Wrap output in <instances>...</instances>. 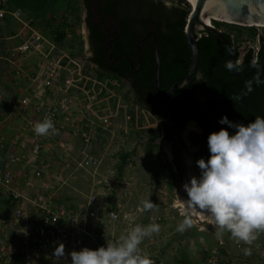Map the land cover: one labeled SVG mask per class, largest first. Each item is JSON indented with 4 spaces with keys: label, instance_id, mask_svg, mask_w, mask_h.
<instances>
[{
    "label": "built area",
    "instance_id": "obj_1",
    "mask_svg": "<svg viewBox=\"0 0 264 264\" xmlns=\"http://www.w3.org/2000/svg\"><path fill=\"white\" fill-rule=\"evenodd\" d=\"M6 5L7 0H0V20L7 14L20 18L18 9L8 10ZM45 45H50L49 49H45ZM53 48L40 32L32 29L29 36L13 49L9 59L14 65V84L24 87V94L16 105V111L23 118L22 131L16 132L11 142L14 146L28 147L20 154L7 152L0 160V202L5 207L0 212V264H70L68 254L71 251L106 246L118 241L135 226L129 221L127 203L116 193L112 194L111 188L108 192L111 197L106 196V199L100 198L98 193L81 192L78 196H65L59 203L53 202V198H59V192L68 186L74 173L67 178L62 176L66 162L74 161V170H88L99 164L85 148L81 149L78 160L72 159L74 143H69L71 140L65 142V138L69 135L87 147L98 131L108 130L112 117L117 114L111 108L99 109L97 106L93 109L99 93L108 92L102 79L85 76L79 61L53 54ZM34 51L39 52L41 58L37 69L26 73L15 63V57ZM80 92L85 95L86 104H80L78 109L74 96ZM94 113L99 114L98 122L93 120ZM49 117L57 130L53 140L49 138L51 134L38 136L33 130L37 122ZM57 148L62 150L54 154ZM43 151H51L54 158L49 163L40 161L41 165L37 166ZM28 163L32 167L20 182L17 181L15 169ZM53 165L61 168L59 173L50 171ZM48 175L54 182L48 179L44 184L42 179ZM123 195H126L125 191ZM150 219L158 222L162 217ZM154 238V235L147 238L141 251L156 264L152 254ZM257 239L255 248L264 261V232L259 233ZM60 244L64 246L65 257L57 261L54 251ZM204 264L233 263L222 259L219 247L214 246Z\"/></svg>",
    "mask_w": 264,
    "mask_h": 264
},
{
    "label": "trees",
    "instance_id": "obj_2",
    "mask_svg": "<svg viewBox=\"0 0 264 264\" xmlns=\"http://www.w3.org/2000/svg\"><path fill=\"white\" fill-rule=\"evenodd\" d=\"M6 6L8 10L19 9L23 15L26 14L25 18L44 20L50 28L49 32L45 33L54 41H62L67 33L66 28L73 26L69 25L66 19L55 25L51 19H45L46 14L66 12L72 16L75 24H79L81 10H84L92 52L88 62L94 65L96 78L110 77L121 84L125 77L129 78L133 103L162 122L167 140L174 144L175 154L185 148L180 133L186 121L192 120L200 126L202 132L191 133V139L194 144L200 145L202 156L205 154L208 158V135L222 127L227 128V125L218 123L221 116L226 115L230 121L242 124L250 123L258 116L264 117V33L258 35L256 52L247 49L242 53L237 42L243 31L247 35L246 38L253 41L257 36V28L254 26L212 21L217 29L225 26L237 31L236 39L222 31L231 44L232 69L228 66L229 54L226 45L213 33L203 31L196 40L198 61L193 79L166 99L158 94L154 87L152 37H147L139 44L141 57L136 73L131 70L128 59L135 69V44L143 35L153 32L160 60L158 76L161 89L167 91L176 80L187 74L191 50L186 42L184 28L190 6L184 0H7ZM109 16L117 23L118 35L116 32L108 34L102 28ZM110 46L113 50L109 63ZM72 55L77 57L74 51ZM116 58L118 59L115 60ZM247 65L251 66L243 73H238ZM254 65L263 68L261 77ZM247 85L249 88L245 90L242 101L241 92ZM227 130L230 133L234 131L230 128ZM172 133L174 137H178L177 141L170 136ZM158 137L157 134L146 140L149 149L161 148L155 142ZM117 156L121 161L118 170L121 171L130 158V152L121 151ZM175 156L173 164L177 172H170L167 183L169 188L174 186L176 178L183 170L181 157ZM171 165L167 161L164 166L172 167ZM160 167L159 162H154L152 166V175L158 179L162 177Z\"/></svg>",
    "mask_w": 264,
    "mask_h": 264
},
{
    "label": "rangeland",
    "instance_id": "obj_3",
    "mask_svg": "<svg viewBox=\"0 0 264 264\" xmlns=\"http://www.w3.org/2000/svg\"><path fill=\"white\" fill-rule=\"evenodd\" d=\"M84 12V10H81V21L79 24H75L72 16L70 14L68 15L66 12L58 14L48 12L46 14L45 19H51L56 23L55 25H59V23L66 19V22L73 26L71 27L72 29L69 27L66 28L67 33L62 41L51 40L46 35L45 31L48 33L50 28L45 24L44 20H37L33 17L25 18L24 16L26 14L23 15L22 11H20V18L28 21L27 23L32 29L40 32L47 41L53 45V54L64 55V59L71 58L79 61L82 65L81 73L85 74V76L95 78L96 73L93 70V66H90V68L88 62L89 53L86 39L87 31L83 20ZM256 28L257 36L253 41L246 38L247 35L245 31H243L242 35L239 37L237 42L240 45L242 53L247 49H252L253 52L257 51L259 41L258 35L263 34V28ZM220 29L221 31L229 33L233 39H236V29H230L225 26H221ZM49 47L50 45H45L44 48L49 49ZM73 51L76 53L77 57L72 55ZM77 58H80V60ZM102 81L108 92L106 94L103 93V91L99 93L97 100L95 101V107H92L95 110L97 106L100 107L99 109H103L104 107L105 109L111 108V110H113L114 113L117 112V114L114 118L112 117L108 130L98 131L96 137L87 147H84L80 140L77 141V145L81 146V149L85 148L89 154L99 160L97 167L91 168V170H81V182L83 186L89 187L91 183H96V192H103L104 196H106L109 188H111L112 194L116 193L118 198H122V200L127 203L126 212L128 213L129 221L133 225V222L136 220L142 221L143 219H146L142 217L140 218L136 209L138 207L137 202L141 204L142 201L147 199H150L156 204L157 211L166 217L163 219L164 221H166L168 217H181L179 212L182 209L181 205L183 204L178 197L181 200L186 199L187 194L184 191L183 186L189 182L190 178H198L200 175V171L197 170L194 165L193 158L191 157L192 149L189 147L188 143V134L190 131H193L192 129H196L194 123H185L181 130L180 135L186 142V148L182 152L184 168L181 175L176 178L174 186L169 188L167 183L170 179V172L174 169L172 165V167L164 166L167 161L170 163L172 162V152L169 144L164 141L161 142L160 149H149L146 145V140L148 138L157 134L159 137L161 136V132L158 128L159 124L152 116L138 108L133 103L132 94L125 85H122L119 81L110 77H104L102 78ZM77 97H80L82 103L86 104L84 94L81 92L77 93ZM127 116L129 117V120L126 119ZM98 117V113L93 114V120L95 122H98ZM159 137L155 141L156 143L159 141ZM75 141L76 140L73 142L74 149L76 145ZM69 143L72 144V142ZM121 151L130 152V158L124 165L121 175H119L118 165L121 161L117 156V153ZM78 159L79 157H77L76 160ZM154 162H159L161 164L160 171L162 177L159 179L152 175V166ZM116 174L119 176H116ZM87 187L82 188L83 193L86 192L85 189H87ZM124 191L126 193L125 196L123 195ZM104 196L102 199H104ZM178 204L180 205L178 206ZM194 212L195 211L192 212V215L194 221H196L200 217L195 215ZM144 216L147 217L148 213L145 212ZM203 220L204 219H201V221Z\"/></svg>",
    "mask_w": 264,
    "mask_h": 264
},
{
    "label": "clouds",
    "instance_id": "obj_4",
    "mask_svg": "<svg viewBox=\"0 0 264 264\" xmlns=\"http://www.w3.org/2000/svg\"><path fill=\"white\" fill-rule=\"evenodd\" d=\"M218 123L227 128L208 135L210 155L207 160L200 158L195 162L200 175L190 178L183 186L187 198L178 197L184 206L179 212L183 219L176 231L183 233L195 227L192 212L197 211L216 226L217 239L230 234L237 243L251 246L258 234L264 232V117L242 124L224 115ZM229 128L234 131L230 133ZM33 130L38 136L57 132L50 117L37 122ZM155 208L156 204L147 199L141 202L140 211ZM159 231L156 223L137 224L106 246L71 251L70 264H154L142 253L140 245ZM244 254L250 256L251 247L245 248ZM54 256L57 261L65 257L63 244L55 248Z\"/></svg>",
    "mask_w": 264,
    "mask_h": 264
},
{
    "label": "crops",
    "instance_id": "obj_5",
    "mask_svg": "<svg viewBox=\"0 0 264 264\" xmlns=\"http://www.w3.org/2000/svg\"><path fill=\"white\" fill-rule=\"evenodd\" d=\"M27 22L28 21L22 18H13L9 14L5 15L4 18L0 20V160L7 152L20 154L27 151L25 147H28H23L20 144L14 146L11 142L14 134L22 131L23 118L19 115L18 111H16V105L24 94V87L23 85L18 86L14 84V65L9 61L13 49L21 44L32 31L31 26ZM40 58L39 52L34 51L27 55L22 54L20 57H15V63H17V65H19L24 72L30 73L37 69V63ZM74 103L75 107L80 109L79 105L82 104V99L74 96ZM53 136V134L49 136L50 140H53ZM69 140H71L73 144L74 139L68 135L65 138V142H69ZM75 140L76 145L74 149V157L73 155L72 157L76 160L77 157L80 156L81 146H78V140ZM61 150V148H57L54 150V154L60 153ZM49 152L51 151H43L40 153L36 162L37 166L41 165L40 161H43L44 163L52 162L54 155ZM74 163V161L69 163L66 162V165L62 167L61 173L63 177L67 178L72 174V172L74 173L68 181V186H66L62 192H59V195L61 193L59 198L56 196L53 198L54 203H59V201H61L60 199H63L68 195L78 196L82 192V188L87 187H84L81 182V169L74 170ZM31 167L32 165L29 163L18 166L15 169V177L18 179L17 181L20 182L22 180V176L27 173ZM60 169L58 166L53 165V168H50V171L54 173L55 170L56 173H59ZM121 171L118 172L120 173ZM116 176L119 175L116 174ZM48 179L51 182H54L52 180V176L50 177L48 175L47 178L42 179L43 183L47 184L49 181ZM95 188L96 183H91V185L85 189V193H98L100 195L99 197L103 198L104 193H99L98 191L96 192ZM108 192L106 196H108L107 198H110L111 195H108ZM106 196H104V199H106ZM137 203V214L140 218L142 217L146 219H143L142 221L136 220L133 222L134 225H148L150 223H156L160 226L159 233L153 234L155 238L153 244L154 252L152 254H154L156 264H204L206 256L214 246L219 247L222 259L233 264L264 263L255 248L258 239H256L251 246L243 242L237 243L231 238L230 234H225L221 239H217V228L214 224L209 223L207 217L203 221L199 218V221H195V227L187 229L183 233H179L176 231V227L181 222L183 217H168V219L164 221L163 219L166 217L162 215V213L158 212L156 208L147 212L148 216L145 217V212L140 211L141 204H139V202ZM4 210L5 207L3 203L0 202V212H3ZM150 217H162V219L161 221L153 222ZM115 233L117 234V232ZM146 242L147 238H145L143 243L140 245V249H142ZM247 247H251L252 249V254L250 256L244 254V249Z\"/></svg>",
    "mask_w": 264,
    "mask_h": 264
},
{
    "label": "water",
    "instance_id": "obj_6",
    "mask_svg": "<svg viewBox=\"0 0 264 264\" xmlns=\"http://www.w3.org/2000/svg\"><path fill=\"white\" fill-rule=\"evenodd\" d=\"M190 6L189 14L186 18V24L184 28V34L186 42L191 50V61L189 63L188 72L185 76L179 78L172 84L167 91H163L159 84V56L157 52L156 37L153 32H148L143 35L135 44L137 50V65L140 63V49L139 44L143 42L147 37H152V54L154 58V71H153V82L155 90L158 94L170 98L174 91L187 85L195 75V67L198 61V49L196 40L201 35V32L208 31L213 33L219 38L227 47L229 58L228 66L232 69L233 53L229 40L224 36L220 29H217L214 25L207 24L202 21L201 17L206 20L208 15L218 18H224L231 21H236L231 24L241 26H254L261 27L264 29V25L256 26L254 24H248L250 21H258L264 23V0H193L195 4L184 0ZM212 21H217L213 20ZM220 22V21H219ZM224 22V21H221ZM201 26V27H198ZM111 56V54H110ZM131 68H134L133 63L128 59ZM244 67L238 73H243ZM259 70V77L262 75L263 68H257ZM133 71H136L133 69ZM248 82V80H247ZM253 86V85H252ZM249 86L247 85L241 92V99L244 101L243 94Z\"/></svg>",
    "mask_w": 264,
    "mask_h": 264
},
{
    "label": "flooded vegetation",
    "instance_id": "obj_7",
    "mask_svg": "<svg viewBox=\"0 0 264 264\" xmlns=\"http://www.w3.org/2000/svg\"><path fill=\"white\" fill-rule=\"evenodd\" d=\"M93 12H95V11H93ZM85 19H86V12H84V24H85V29H86V31H87V36H86V39H87V46H88V53H89V56H88V58L89 57H91V55H92V52H91V47H90V42H89V30H88V27L86 26V21H85ZM98 23V22H97ZM116 26H117V23H115L114 21H113V18L111 17V16H109L108 18H107V23H103L102 24V28H104V32H106V33H108V34H111V33H113V32H116V35H118V33H117V31H116ZM263 33H264V29H263ZM201 34H202V32H201ZM112 47L110 46V53H109V55H108V61H109V63H110V59H111V57H112ZM110 54H111V56H110ZM120 57V56H119ZM118 57V58H119ZM118 58H116L115 60H117ZM137 63V62H136ZM90 66H93L94 67V65L92 64V63H90ZM251 65H247L246 67H250ZM254 67L255 68H262V67H259L258 65H254ZM130 68H131V66H130ZM138 68H139V66L137 65L136 66V68H135V70L136 71H133V73L135 72H137L138 71ZM134 68H131V70H133ZM263 72V71H262ZM123 83H122V85H125L128 89L130 88V80H129V78H127V77H125V79H124V81H122ZM254 86V85H253ZM131 92V91H130ZM131 94H132V92H131ZM145 111V110H144ZM149 114V113H148ZM150 115V114H149ZM151 116V115H150ZM155 121H157V123L159 124V131L161 132V136L159 137V141L157 142L159 145H161V142H165V143H167V144H169V147H170V149H171V152H172V162H171V164H172V166H173V171H175V172H177V168H175V166H174V164L173 163H175V158H176V156L175 155H178L179 157H181V164H182V169L184 168L183 166V160H182V152H183V150H182V152H180V153H178V154H175V150H174V144H173V142H171V141H168L167 140V137H166V133H165V130L163 129V124H162V122L160 121V120H158L157 118H155ZM188 122H192V123H194V125H195V127H196V129H192L193 131H190V133L188 134V143H189V147L192 149V151H191V157L193 158V161H194V165H195V167H196V169L197 170H199V168L197 167V165H196V161L198 160V159H200V158H204L205 160H206V158H207V155H205V154H203V156H202V153H201V147H200V145H196V144H194L193 142H192V139H191V133H196V134H200L201 132H202V130H201V128H200V126L196 123V122H194V121H192V120H189V121H186V123H188ZM170 136H172L173 137V139H174V141H177L178 139V137L177 136H175L174 137V135H173V133L170 135ZM180 137H181V139H182V142L185 144V148H186V142H185V140L183 139V137L180 135ZM185 148H184V150H185ZM183 171V170H182ZM200 171V170H199Z\"/></svg>",
    "mask_w": 264,
    "mask_h": 264
},
{
    "label": "bare ground",
    "instance_id": "obj_8",
    "mask_svg": "<svg viewBox=\"0 0 264 264\" xmlns=\"http://www.w3.org/2000/svg\"><path fill=\"white\" fill-rule=\"evenodd\" d=\"M187 1L191 2L192 4H195L193 0H187ZM201 19H202V21H204L205 23H207V24H211V25H213V23H212V19H213V20H217V21H224V22H228V23H234V22H236V21H231V20L224 19V18L213 17V16H210V15H208V17H207L206 20H204L202 17H201ZM248 24H254V25H256V26L264 25V23H261V22H258V21H250ZM198 27H201V26H198ZM180 204H181V203H180ZM180 204H178V206H179ZM181 206H182V208H183V205H181ZM194 214L197 215V216H199L201 219H205V216L202 215L200 212L195 211Z\"/></svg>",
    "mask_w": 264,
    "mask_h": 264
}]
</instances>
